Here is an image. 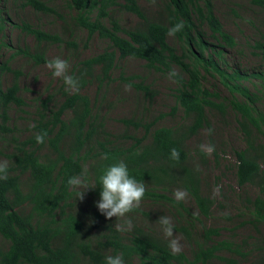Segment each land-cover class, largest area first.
<instances>
[{"label": "trees", "instance_id": "obj_1", "mask_svg": "<svg viewBox=\"0 0 264 264\" xmlns=\"http://www.w3.org/2000/svg\"><path fill=\"white\" fill-rule=\"evenodd\" d=\"M254 2L264 5V0ZM23 4L58 13L41 0H24ZM158 7L155 16L145 11L139 0H68L75 28L86 30L88 38L97 35L109 45L73 64L70 72L79 79L78 92H66L62 86L59 102L51 95L42 100L30 136L24 141L13 137L11 165L6 167L7 178L0 180V236L7 243L0 245V264H104L106 255L116 253L122 254L125 264H207L215 259L222 264H264V239L254 244L260 253L250 259V250L246 252L229 239H218L220 229L203 223L202 218L211 216L214 200L201 191L200 169L189 145L190 139L209 125L208 111L215 107L224 110L223 102L213 99L219 94L204 86L205 80L216 77L229 93L228 106L245 134V146L235 151L237 183L257 187L258 193L247 198L250 221L263 223L264 144L257 136L264 135V112L245 83L252 77L264 78V70L249 73L229 66L224 47H234L236 41L223 29L213 0H161ZM117 12L134 14L138 22L125 28ZM177 21H183V29L169 36L167 29ZM21 29L33 37L35 45L33 49L17 48L0 62L2 71L13 73L10 84L5 88L0 84V132L10 130V108L26 104L18 80L21 70L9 63L23 55L36 65L44 64L48 59L42 45L64 41L38 26L24 23ZM67 43L76 46L74 41ZM127 57L144 60L159 71L175 70L176 105L185 118L182 124L153 127L155 122L130 119L124 121L133 128H144L141 136H113L106 130L103 116L84 90L93 83L101 88L117 61ZM136 85L147 89L144 84ZM37 134L44 135L42 143L36 142ZM172 148L179 152L176 160L170 158ZM197 152L204 160L202 151ZM121 160L145 185L139 206L125 217L132 221L138 213L148 215L141 210L142 203L166 206L177 229L192 243V259L182 252L173 254L169 240L149 226L132 221L131 231L117 232L114 225L121 223L120 218H105L94 205L98 185L82 200H75L66 183L69 176L87 168L89 180L98 184L102 168ZM179 189L190 194L197 213L175 198Z\"/></svg>", "mask_w": 264, "mask_h": 264}, {"label": "rangeland", "instance_id": "obj_2", "mask_svg": "<svg viewBox=\"0 0 264 264\" xmlns=\"http://www.w3.org/2000/svg\"><path fill=\"white\" fill-rule=\"evenodd\" d=\"M23 1L0 0V62L10 58L17 48L28 46L33 49L35 45L33 37L21 29L24 23L57 33L64 39L60 44L42 46L46 49L47 59L56 56L66 59L69 71L81 58L108 48L107 40L97 35L88 38L86 30L75 28L71 20L72 12L67 9L68 0H41L54 7L58 13L37 10L31 5H24ZM160 3L161 0H139L141 7L155 16L158 14ZM213 4L223 29L236 41L234 47H224L229 66L249 73L264 70V5L257 4L254 0H213ZM117 15L125 28L132 27L138 22L134 14L117 12ZM67 40L74 41L76 46L73 47ZM169 41L172 42V39ZM9 66L21 70L18 80L26 104L21 108L14 105L10 108L8 111L10 119L7 124L10 130L0 132V163L6 166L11 165L9 154L15 147L13 137L20 141L27 139L32 132L29 125L34 124L37 109L43 107L42 100L51 95L59 102L62 98L60 94L62 86L64 88L60 79L52 77L46 63L36 65L27 57L17 55ZM168 73L148 67L144 60L127 57L117 61L110 79H106L101 88H98L97 83H93L84 90V93L90 96L99 116L104 118L106 130L113 136L124 137L125 134L133 133L141 136L143 127L133 128V124L124 120L131 119L144 124L155 122L153 127L177 126L185 121L182 108L176 105L177 83L173 77L168 76ZM12 79L13 73L2 71L0 67L1 86L5 88ZM140 83L147 86V89L136 85ZM245 84L256 94L257 104L264 112V78L252 77ZM204 86L219 94L218 99L216 97L213 99L217 103L223 102L224 110L219 107L209 110L207 113L209 125L202 127L189 141L194 162L200 169L201 191L214 200L210 218H202V221L220 229L218 239H229L243 246L246 252L250 250L249 256L253 259L260 253L254 244L264 239V222L250 221L252 216L249 213L247 198H252L258 193L257 187L253 185L240 187L237 183L235 151L245 146V134L240 128L235 112L228 106L230 96L223 85L216 77H211L205 80ZM50 105L53 106V102H50ZM257 141L264 144V135L258 134ZM201 144L214 146L211 153L202 152L204 160L197 152ZM176 192H183L184 195L179 200L193 213H197V207L190 194L183 189L175 190ZM140 208L149 214L138 213L133 217V222L151 227L168 240L174 239L179 245V252L192 259V243L177 229L178 225L166 206L162 205L159 208L156 204L142 203ZM161 211V215L167 216L173 226L171 236L164 234L158 221ZM125 219L129 217H122L119 221L122 223ZM197 225L198 231L201 230L199 222ZM0 245H7L1 236ZM207 264L222 263L215 259Z\"/></svg>", "mask_w": 264, "mask_h": 264}, {"label": "clouds", "instance_id": "obj_3", "mask_svg": "<svg viewBox=\"0 0 264 264\" xmlns=\"http://www.w3.org/2000/svg\"><path fill=\"white\" fill-rule=\"evenodd\" d=\"M183 27V21H177L167 29V34L173 36L181 31ZM46 67L50 70L52 77L62 81L66 92L79 91V79L69 71V64L66 59L59 56L48 59ZM176 75L175 70H170L168 73L170 78ZM29 127H35V125H29ZM35 140L37 143H42L44 135L37 134ZM199 148L205 153H211L214 150V146L211 144H201ZM170 158L173 160L179 158V152L175 148L170 149ZM6 167V164L0 163V180L7 178ZM97 180L98 184L91 182L88 178L87 168H82L79 173L69 176L66 183L73 192L75 200H82L89 189H95L98 185V199L94 201V205L105 218L114 216L119 219L125 217L127 213L139 206L145 193L144 182L132 176L126 163L122 160L103 167ZM174 195L177 199H180L184 193L176 192ZM158 221L163 228L164 234L171 236L173 226L170 219L161 215L158 217ZM114 227L117 232H129L132 230V221L125 219L122 223H116ZM168 247L173 254L180 251L179 245L174 239L168 241ZM104 264H125V260L122 254L116 253L106 255Z\"/></svg>", "mask_w": 264, "mask_h": 264}]
</instances>
